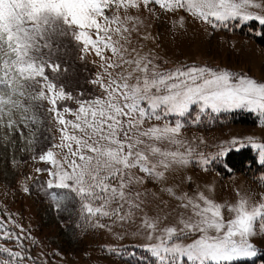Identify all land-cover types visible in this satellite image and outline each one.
<instances>
[{
    "label": "snow or ice",
    "instance_id": "snow-or-ice-1",
    "mask_svg": "<svg viewBox=\"0 0 264 264\" xmlns=\"http://www.w3.org/2000/svg\"><path fill=\"white\" fill-rule=\"evenodd\" d=\"M150 4L167 12L183 9L213 29L246 27L264 41V15L255 11H264V0H0V113L7 108L10 116L23 100L47 101V111L59 125L60 142L39 156L51 167L36 171L48 172L45 194L53 202L70 197L89 222L94 217L132 222L136 211H143L141 193L133 192L132 185L145 180L136 177L133 169L161 181L173 166L192 162V148L178 138L184 127L179 119L144 128L147 120L167 121L193 110H241L264 126V82L207 66L162 68L156 57L129 49L133 32L143 23L130 10L139 12ZM66 36L79 46L81 59L90 52L100 58L107 81L97 76L90 82L99 85L102 95L84 98L83 92L73 95L65 84L57 83L55 74L61 65L41 53L51 47L52 38ZM106 50L112 56H105ZM109 69L122 71L114 77ZM32 120L36 122L35 117ZM12 123L9 120L8 126ZM53 149H60L62 157L58 159ZM242 151L249 153L242 163L250 161L264 169V141L253 137H234L212 156L201 153L196 163L205 170L214 165L231 173L233 155ZM167 191L172 193L171 188ZM175 199L185 209L176 226L159 229L158 217L145 214L137 229L151 242L144 247L156 264H254L264 256V249L255 243L256 237L264 238V197L251 206L245 197L235 205L221 204L202 191L195 197L184 193ZM225 208L232 214L228 219ZM8 223L15 221L10 216L7 223L0 218V264H23L28 257L22 254V237ZM9 241L21 250L6 247ZM108 250L117 253L114 248ZM117 254L134 258L127 250Z\"/></svg>",
    "mask_w": 264,
    "mask_h": 264
},
{
    "label": "rangeland",
    "instance_id": "rangeland-1",
    "mask_svg": "<svg viewBox=\"0 0 264 264\" xmlns=\"http://www.w3.org/2000/svg\"><path fill=\"white\" fill-rule=\"evenodd\" d=\"M149 9H154V12ZM255 11L264 15V11ZM130 14L138 16L143 23L138 32H133L129 49L135 48L141 56L150 54L156 57L155 62L162 68L207 66L213 70H227L236 76L244 75L264 82V47L256 42V37L249 34L246 27L213 29L210 24L183 9L167 12L153 4L147 9L141 6L139 12L131 9ZM120 15H123L122 11ZM113 39L118 37L113 36ZM50 44L51 47L42 49L41 54L61 65L60 72L55 74L59 77L57 83L65 84L66 91L73 95L83 92L84 98L103 94L99 85L90 82L97 76H104L105 82L107 81L105 70L101 67L102 62L94 52L81 59L79 46L71 36L54 37ZM130 55L135 56L136 53L130 52ZM105 56L110 57L112 54L106 50ZM108 71L115 77L122 69ZM48 74L54 75L51 72ZM64 103L77 107L71 102H60L61 105ZM48 107L47 101L27 99L23 100L20 108L11 109L10 116L7 108L5 113H0V218L7 223L10 216L15 221V224L8 223V227L22 237L21 247L25 250L22 254L28 257L23 264H143L145 257L137 248L145 250L144 246L151 242L146 239L143 230L137 231L142 218L145 214L151 218L158 217L159 229L176 226L179 214L184 213L185 209L178 207L181 202L175 196L187 193L188 196L195 197L198 191H202L205 196L227 205H235L241 197H245L250 206L261 202L264 197V169L256 172L254 178H249L240 172H223L214 165H209L205 170L196 163L201 153L212 156L222 144L226 146V142L234 137H253L257 141H264V126L252 114L241 110L212 113L209 109L203 113L193 110L185 117L170 116L167 121L147 120L144 128L154 123H171L179 119L184 127L178 138L184 141L185 147L192 148V162L187 166H173L165 173L166 179L161 181H154L138 169H133L135 176L144 177L145 182L132 185L133 192L141 193L144 201L143 211H136L132 222L121 223L117 220L113 223L106 217H94L89 222L81 215L79 205L71 199L77 211V222L75 218L73 222L74 229L76 224L75 236L80 242V248L76 250L72 246L69 250L59 251L58 245H53L46 239L53 230L41 218L47 197L45 188L49 179L48 172L36 171L38 168L51 167L50 164L41 162L39 156L51 145L60 142L59 125L47 111ZM25 108L28 110L25 111ZM233 114L237 115L238 120L246 119L254 123L214 126L215 122H225L229 116L233 118ZM32 117L36 118V122H33ZM9 120L13 122L11 127L8 126ZM170 147L174 149L177 146ZM53 151L58 153V159L62 157L60 149ZM25 188H28L27 192L24 191ZM169 188L172 193L167 191ZM231 215L225 208V219ZM97 223L108 227H94ZM16 225H20L24 231L21 232V228ZM57 241L60 242L61 239ZM255 243L264 249V238L256 237ZM5 246L21 250L11 241ZM110 248L116 249L117 253L127 250L134 254V258L127 254L121 256L113 253L108 250ZM147 256L154 258L150 253ZM254 264H261V261L257 260Z\"/></svg>",
    "mask_w": 264,
    "mask_h": 264
},
{
    "label": "trees",
    "instance_id": "trees-1",
    "mask_svg": "<svg viewBox=\"0 0 264 264\" xmlns=\"http://www.w3.org/2000/svg\"><path fill=\"white\" fill-rule=\"evenodd\" d=\"M256 42L264 47V41H261L258 38H255ZM222 117H227L225 115H222ZM237 115L233 114V118H229L225 120V122H215L214 126L222 125V124H230V123H245V124H250L254 123L253 121H249L246 119H240L238 120ZM248 121V122H247ZM254 155V154H253ZM249 157V153L247 151H242L240 154H234L233 155V164L234 168L232 172H240L246 174L249 178H254V175L256 172L262 171L263 169L260 168L258 165H251L250 161L247 163H242L247 160ZM218 168V167H217ZM219 169V168H218ZM139 253H141L145 257V262L143 264H156L155 261L152 258H149L147 256V253L143 252L142 250H137ZM261 261V264H264V256H262L260 259H256ZM254 261V263L256 262ZM235 264H248V262H237Z\"/></svg>",
    "mask_w": 264,
    "mask_h": 264
}]
</instances>
